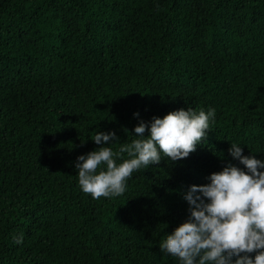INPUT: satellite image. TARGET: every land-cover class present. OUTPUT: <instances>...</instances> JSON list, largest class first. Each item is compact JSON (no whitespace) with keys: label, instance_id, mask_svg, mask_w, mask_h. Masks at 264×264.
<instances>
[{"label":"trees","instance_id":"obj_1","mask_svg":"<svg viewBox=\"0 0 264 264\" xmlns=\"http://www.w3.org/2000/svg\"><path fill=\"white\" fill-rule=\"evenodd\" d=\"M209 108L187 158L162 155L119 197L80 189L96 134L118 152L141 121ZM232 143L264 161V0H0V264H179L160 244L192 185L247 171Z\"/></svg>","mask_w":264,"mask_h":264},{"label":"clouds","instance_id":"obj_2","mask_svg":"<svg viewBox=\"0 0 264 264\" xmlns=\"http://www.w3.org/2000/svg\"><path fill=\"white\" fill-rule=\"evenodd\" d=\"M215 115L214 108L207 113L181 109L153 117L150 124L141 121L134 128L136 139L121 144L118 152L103 146L118 141L115 132L96 134L92 140L101 147L76 163L80 189L93 199L121 196L135 171L158 165L162 155L178 161L194 152ZM125 153L129 159L118 165L116 158ZM229 155L247 171L229 164L211 174L208 184L192 185L184 195L189 218L160 244L161 253L178 258L179 264H233V257L234 264H264V171H259L264 161L244 156L237 143ZM13 239L20 244L23 234Z\"/></svg>","mask_w":264,"mask_h":264}]
</instances>
